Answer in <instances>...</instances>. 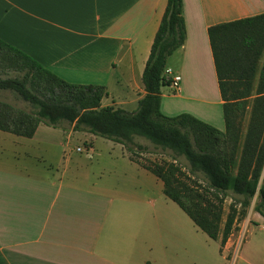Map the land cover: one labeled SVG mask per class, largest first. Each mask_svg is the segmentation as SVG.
I'll list each match as a JSON object with an SVG mask.
<instances>
[{
  "label": "crops",
  "instance_id": "obj_1",
  "mask_svg": "<svg viewBox=\"0 0 264 264\" xmlns=\"http://www.w3.org/2000/svg\"><path fill=\"white\" fill-rule=\"evenodd\" d=\"M167 2L0 0V37L69 82L104 85L114 98L111 106L136 111L147 93L143 72ZM261 13L264 0H183L186 40L170 56L178 53L180 66L169 59L167 69L181 75L179 92L190 107L174 115L188 112L226 128L208 29ZM164 96L161 110L167 115ZM51 129L61 130L41 123L33 137L16 135L12 142L26 148L52 145L44 137ZM2 132L0 139L7 142L10 137ZM80 132L91 140L96 136L73 127L68 136ZM106 140L111 158L129 167L123 173L133 187L89 184L78 175L67 180L66 171L43 176L3 160L0 264H264V236L254 234L260 220L264 227L260 213L253 209L248 231L243 234L246 221L239 223V234L232 233L224 244L222 236L203 239L194 221L193 233L182 221L155 218L152 198L127 197L143 190L162 194L163 181L133 160L124 144Z\"/></svg>",
  "mask_w": 264,
  "mask_h": 264
},
{
  "label": "trees",
  "instance_id": "obj_2",
  "mask_svg": "<svg viewBox=\"0 0 264 264\" xmlns=\"http://www.w3.org/2000/svg\"><path fill=\"white\" fill-rule=\"evenodd\" d=\"M208 32L223 99L224 131L191 113L169 116L161 110L162 87L171 83L165 73L168 59L186 40L183 0L167 2L143 72L147 93L136 111L103 106L108 96L104 85L69 82L0 37V92H15L32 107L0 99V130L30 138L41 123L60 127L67 121L75 131L122 143L129 151L145 149L137 137L171 150L172 162H138L163 181L165 195L203 232L213 239L222 236L224 244L253 202L264 217V13L211 25ZM251 102L242 143V118ZM180 157L204 185L183 178ZM227 196L241 208L232 204L224 221Z\"/></svg>",
  "mask_w": 264,
  "mask_h": 264
},
{
  "label": "rangeland",
  "instance_id": "obj_3",
  "mask_svg": "<svg viewBox=\"0 0 264 264\" xmlns=\"http://www.w3.org/2000/svg\"><path fill=\"white\" fill-rule=\"evenodd\" d=\"M169 59L170 61H172V64L180 66V56L178 53H176V55L171 58L169 57ZM139 62H141L140 58ZM162 92H164L165 94V96L163 97V103L165 105L164 111L168 113L167 115L173 114L170 116H175L174 114H176L175 112H177V110L183 111L187 110L190 107L189 105H186L187 101L186 99H184L181 92H174L168 86H163ZM0 99L7 100L19 107L26 108L28 110L32 109L29 103L19 98L15 92H12L10 90L1 91ZM113 100L114 98L112 96H105L102 100V105H113ZM138 106L139 104H136L137 109ZM126 109L132 110L129 108ZM251 109L252 102L249 104L246 113L242 118V143L244 142V138L248 129L251 117ZM220 126H222V129L220 130L224 131L225 125L223 124ZM72 127V124L67 121H63L62 125L60 126V132L58 131V129H51L45 132L44 137L54 142L52 145H44L39 147H36L35 145L27 148L12 142V140L15 139L14 137H18L15 134L10 132L6 134V132H2L3 134L7 135L6 137H10V139H8L7 142H2L5 139H0V164L3 162V160H7L11 164L24 166L31 173L41 174L43 176L51 175L52 177H57L61 175V172L66 171L67 174L65 178L67 180L78 175L80 180H90L89 184L95 183V181L97 180L109 181L110 185L112 184V182H116V185L119 186L133 187V180L131 179L128 181L127 177L125 176V174L127 173H123L126 171H130L128 170L129 167L123 162H115V157L111 158V153L109 151L110 144L106 142L108 141L106 140V138L96 135L93 140H91L87 135L81 132L73 134V136L70 138L68 136V133ZM89 141H93V147L89 146ZM136 142L143 145L145 149H136V151H129V149L126 147L131 158H134L135 160L143 164L167 163L174 161L171 150H163L161 148H157L149 140L143 137H137ZM26 150V153L28 154L24 155ZM118 152L119 149H116L113 154H117ZM177 163L182 167L184 175H190L191 177L187 178L186 176L182 175L185 180L195 185H197L195 181L202 183V185L205 184L202 179H198V177L190 174L189 163L184 157H180ZM262 179H264V169L262 173ZM74 182L76 183L77 181L74 180ZM128 196V201L136 200L135 198L139 196L143 197V199H145V197L152 198L153 202L155 203L152 210L155 218H165L170 221H182L185 224L184 227L186 231L194 233L192 229H194V227L196 226L193 220L176 202L166 197L164 192H162L161 194L159 191H157V189H155L154 192L147 191L146 193V191L143 190V192L141 191V193L138 192L137 194H130ZM232 204H235L238 209L241 208L240 204L234 201L231 196H227L223 204L224 221L230 211V207ZM253 209L254 202L248 209L246 218L239 222L241 224H243L245 221L247 222L244 227L243 234L248 231V227L250 225L249 219L252 212H254ZM173 223L176 222H171L170 224L172 225ZM240 229L241 227L238 225L237 228L233 230V233L239 234ZM195 232L197 234L200 233L203 239L204 237H207L206 233L199 230L198 228H196ZM250 234L251 233L249 232L248 236ZM254 234L264 236V227L262 220H260V224L256 227Z\"/></svg>",
  "mask_w": 264,
  "mask_h": 264
},
{
  "label": "built area",
  "instance_id": "obj_4",
  "mask_svg": "<svg viewBox=\"0 0 264 264\" xmlns=\"http://www.w3.org/2000/svg\"><path fill=\"white\" fill-rule=\"evenodd\" d=\"M165 73H166V77L171 80V83L170 85H168V87L174 92L181 91V80H182L181 75L177 73L174 74L170 68L166 69Z\"/></svg>",
  "mask_w": 264,
  "mask_h": 264
}]
</instances>
